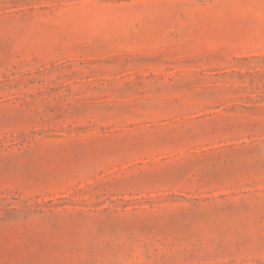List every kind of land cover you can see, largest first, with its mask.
Masks as SVG:
<instances>
[{
    "label": "rangeland",
    "instance_id": "obj_1",
    "mask_svg": "<svg viewBox=\"0 0 264 264\" xmlns=\"http://www.w3.org/2000/svg\"><path fill=\"white\" fill-rule=\"evenodd\" d=\"M0 264H264V0H0Z\"/></svg>",
    "mask_w": 264,
    "mask_h": 264
}]
</instances>
